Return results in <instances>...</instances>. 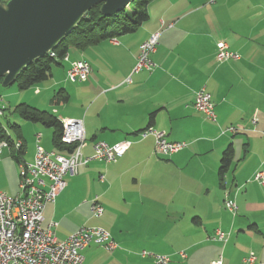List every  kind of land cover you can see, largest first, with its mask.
Listing matches in <instances>:
<instances>
[{
	"label": "crops",
	"instance_id": "0c3cea01",
	"mask_svg": "<svg viewBox=\"0 0 264 264\" xmlns=\"http://www.w3.org/2000/svg\"><path fill=\"white\" fill-rule=\"evenodd\" d=\"M147 14L132 34L68 52L69 61H87L91 73L72 89L78 109L60 118L56 109L51 113L82 122L84 158L91 157L96 142L129 147L115 163L81 165L55 203L45 207L42 227L56 223L57 240L82 227L105 229L117 248L108 252L90 245L82 251V264H154L142 251L166 255L170 264H211L219 256L222 264H243L250 254L255 264H264V188L247 183L264 167V0H152ZM159 30L150 55L153 69L134 72L140 45ZM221 41L237 60L216 61ZM64 63L57 68L64 70ZM202 88L214 104L215 121L193 108ZM41 90L34 92L38 96ZM5 93L7 107L0 108L11 115H17L18 105H29L19 94ZM27 124H8L19 127L13 129L16 139L4 127L12 141L0 148V193L7 197L18 194L16 143L26 163L33 161L36 147L56 150L52 129ZM25 128L33 139H26ZM147 128L186 147L167 158L157 156L154 138L139 135ZM228 128L235 132H224ZM228 147L231 163L221 176ZM225 192L237 205L234 216L224 208ZM95 197L104 210L99 219L90 212ZM217 229L228 234L225 242L213 240Z\"/></svg>",
	"mask_w": 264,
	"mask_h": 264
},
{
	"label": "built area",
	"instance_id": "2783aa9c",
	"mask_svg": "<svg viewBox=\"0 0 264 264\" xmlns=\"http://www.w3.org/2000/svg\"><path fill=\"white\" fill-rule=\"evenodd\" d=\"M215 0H211L214 2ZM169 25L167 28H171ZM162 31L152 33L139 47L134 72L141 69L151 71L153 64L150 60L159 44ZM238 55L229 50L228 45L221 41L216 44V61L219 63L237 60ZM63 62L69 63L65 72L69 83H84L90 73L91 67L87 61H69L68 55ZM129 82V79L126 81ZM193 108L201 113L205 119L215 121L214 104L210 95L202 88L195 93ZM0 110V115H2ZM62 132L60 141L70 151H45L36 147L34 159L31 163L20 161L18 166V194L7 197L0 193V264H82V251L90 245L103 247L111 252L117 248L111 235L103 228L92 226L82 227L64 240H57L54 229L56 223L42 227L43 212L48 204L55 203L57 196L65 189L66 179L76 176L78 168L90 160L110 164L115 163L129 147V143L122 142L108 145L96 142L92 146L91 157L84 158L81 150L85 142L84 128L80 120L59 119ZM224 132L234 133L233 128ZM142 138L151 135L154 138V150L157 156L167 158L182 151L186 144L183 142H170L166 133L147 128L139 134ZM21 145L16 143L17 149ZM7 146L5 141L0 142V148ZM104 177L100 175L99 181ZM255 182L264 188V167L258 169L248 182ZM224 208L232 215L237 213V205L229 193H224ZM93 218L102 217L104 210L97 197L90 205ZM228 234L217 229L213 240L225 242ZM142 257H151L154 264H170L166 255H156L142 251ZM184 259L185 254L179 253ZM211 264H222V257ZM243 264H255V257L250 254L243 260Z\"/></svg>",
	"mask_w": 264,
	"mask_h": 264
},
{
	"label": "water",
	"instance_id": "95a60500",
	"mask_svg": "<svg viewBox=\"0 0 264 264\" xmlns=\"http://www.w3.org/2000/svg\"><path fill=\"white\" fill-rule=\"evenodd\" d=\"M133 0L0 1V79L11 85L34 61L53 51L94 6L109 17Z\"/></svg>",
	"mask_w": 264,
	"mask_h": 264
},
{
	"label": "trees",
	"instance_id": "16d2710c",
	"mask_svg": "<svg viewBox=\"0 0 264 264\" xmlns=\"http://www.w3.org/2000/svg\"><path fill=\"white\" fill-rule=\"evenodd\" d=\"M151 1L133 0L123 11L109 17L100 14V4L94 6L53 51L31 63L14 82L17 83L20 90L35 86L52 77L53 68L62 65L63 57L68 55L70 50L82 51L101 42L134 33L148 20L147 6ZM68 99V95L61 89L54 94L51 103L54 105L64 104L68 102ZM16 111L18 117L23 121L41 124L46 128L52 129L54 149L62 152L72 149V147L66 148L62 145L60 141L62 127L59 119L51 111H39L26 104L18 105ZM11 128L18 129L19 127L17 125H11ZM2 141H5L8 146H12L10 137H8L4 126L0 123V142ZM22 149V145H20L14 152V159L17 163L20 162ZM232 154L233 150L231 147H228L223 152L219 169L221 176L230 166Z\"/></svg>",
	"mask_w": 264,
	"mask_h": 264
},
{
	"label": "rangeland",
	"instance_id": "374dc122",
	"mask_svg": "<svg viewBox=\"0 0 264 264\" xmlns=\"http://www.w3.org/2000/svg\"><path fill=\"white\" fill-rule=\"evenodd\" d=\"M0 1L5 2L7 0H0ZM67 64L68 63L63 64L64 70H62V68L54 67L52 72L53 77L51 79H48L47 81L41 82L35 86H32L24 90H20L16 82L6 87L0 84V98L2 97L3 100L2 102L3 104L1 103L0 106L7 107L6 104L8 100L6 99V97H10V96H7L5 92L13 91L14 93L19 94L22 100H25V102L26 101L29 102L28 103L29 106L34 107L39 111H52L53 109H56L58 111V115H56L57 118H60L59 116H62L61 114L63 112L72 114L74 110L78 109V106L75 105L77 104L78 96L74 95L72 89L79 87L78 86L79 84L69 83L67 81L65 75V72L67 70ZM46 87L48 88V90H46ZM36 88H41V89L43 88L44 90H41L40 95L37 96V92L36 91L34 92ZM61 89L65 90L69 95H71L72 99L64 104H60V105L52 104L51 99L53 98L54 94ZM13 100L16 101V98H14ZM4 109L2 107L0 108V110H4ZM8 110L9 109H6L2 112L3 116H0V123H2L5 129H7L8 132L12 135V137L16 139L13 128H11V126L8 124L15 123L22 126L27 123L21 121L17 115H11L10 110L9 111ZM27 125H34V124L28 123ZM24 132H25L24 136L26 137V139L29 138L33 139L35 137V135L31 133V131L27 128L24 129ZM248 183H255V182L250 181ZM256 185L258 184L256 183Z\"/></svg>",
	"mask_w": 264,
	"mask_h": 264
}]
</instances>
